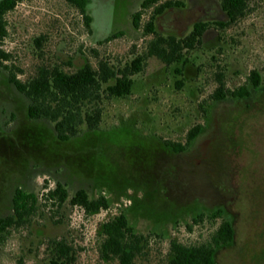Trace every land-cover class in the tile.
<instances>
[{
  "label": "rangeland",
  "instance_id": "374dc122",
  "mask_svg": "<svg viewBox=\"0 0 264 264\" xmlns=\"http://www.w3.org/2000/svg\"><path fill=\"white\" fill-rule=\"evenodd\" d=\"M142 1L91 0L90 27L65 0L21 2L6 14L7 63L23 80L43 64L75 71L107 59L122 66L153 37L145 31L153 8L139 28L133 24ZM177 1L184 7L156 19L164 35H187L198 20L226 19L219 0ZM253 69L263 81L250 97L212 100L218 73L234 89ZM134 80L130 95L104 99L99 130L61 142L51 122L28 116L29 100L0 67V217L11 212L17 187L41 195L62 182L71 195L85 188L110 203L92 215L68 203L59 212L42 207L30 227L13 230L0 245V264H50L47 243L62 237L74 246V264H120L101 257L100 243L102 224L122 212L150 237L134 264H167L172 240L206 242L222 220L233 224L235 238L214 264H264V0H251L249 13L230 27L210 28L185 62L148 58ZM197 124L202 132L186 151L165 144L184 143ZM217 210L222 217L214 220Z\"/></svg>",
  "mask_w": 264,
  "mask_h": 264
},
{
  "label": "trees",
  "instance_id": "16d2710c",
  "mask_svg": "<svg viewBox=\"0 0 264 264\" xmlns=\"http://www.w3.org/2000/svg\"><path fill=\"white\" fill-rule=\"evenodd\" d=\"M24 1L26 0H0V67L9 72V81L29 100L28 116L34 120L51 122L58 140L68 142L84 130L93 132L100 129L104 99L130 95L135 83L134 76L143 72L148 58L157 57L167 65L185 62L186 54L201 46L210 28L224 30L245 17L250 11L251 0H219L226 19L198 20L184 36L164 35L156 27L157 17L167 9L184 7L181 1L143 0L141 9L132 15V19L134 26L139 28L145 10L153 8L145 26V31L153 37L144 52L135 55L122 66L107 59H100L97 66L86 63L75 71H67L59 64H43L33 76L23 80L18 77L22 71L8 65L12 54L2 47L1 42L8 34L6 14ZM65 1L80 11L86 25L90 27L92 17L88 6L91 0ZM217 78L218 86L211 95L215 102L250 97L263 81V76L257 69L250 72L247 82L234 89L226 86L222 73H218ZM202 128L201 124L193 126L184 143L166 140L165 144L174 152L186 151L202 132ZM46 188L41 195L22 187L15 189L11 212L0 217V245L6 243L13 230L30 227L42 207L59 212L68 203L92 215L110 206L106 196L91 198L85 188L78 189L73 195L62 182ZM203 217L204 215L199 216L194 222L199 223ZM219 217H222L221 210L211 215L214 220ZM101 238L100 255L103 259L116 260L120 264H134L138 257L145 254L150 237L137 233L122 212L102 224ZM234 238L233 224L229 220H222L206 242L185 244L172 240L167 264H214L218 250L233 242ZM47 247L50 251V264L75 263L76 251L67 238H52Z\"/></svg>",
  "mask_w": 264,
  "mask_h": 264
}]
</instances>
